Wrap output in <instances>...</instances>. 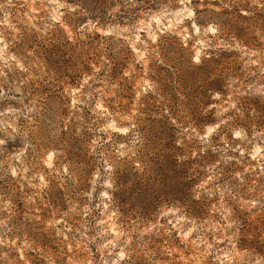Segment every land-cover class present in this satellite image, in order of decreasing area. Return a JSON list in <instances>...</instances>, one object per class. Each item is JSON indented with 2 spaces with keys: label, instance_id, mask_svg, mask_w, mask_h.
<instances>
[{
  "label": "rangeland",
  "instance_id": "1",
  "mask_svg": "<svg viewBox=\"0 0 264 264\" xmlns=\"http://www.w3.org/2000/svg\"><path fill=\"white\" fill-rule=\"evenodd\" d=\"M0 264H264V0H0Z\"/></svg>",
  "mask_w": 264,
  "mask_h": 264
}]
</instances>
